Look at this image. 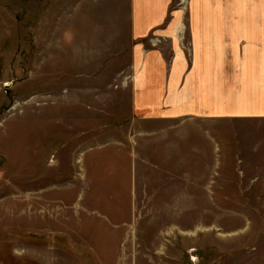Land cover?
Segmentation results:
<instances>
[{
    "label": "rangeland",
    "instance_id": "1",
    "mask_svg": "<svg viewBox=\"0 0 264 264\" xmlns=\"http://www.w3.org/2000/svg\"><path fill=\"white\" fill-rule=\"evenodd\" d=\"M131 1L0 0V264H264V118L136 114Z\"/></svg>",
    "mask_w": 264,
    "mask_h": 264
},
{
    "label": "crops",
    "instance_id": "2",
    "mask_svg": "<svg viewBox=\"0 0 264 264\" xmlns=\"http://www.w3.org/2000/svg\"><path fill=\"white\" fill-rule=\"evenodd\" d=\"M131 3L136 114L264 118V0Z\"/></svg>",
    "mask_w": 264,
    "mask_h": 264
}]
</instances>
